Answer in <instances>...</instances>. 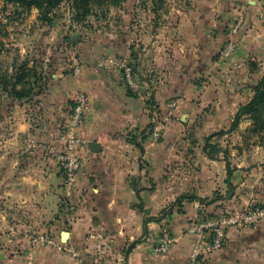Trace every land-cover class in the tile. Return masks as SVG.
I'll return each instance as SVG.
<instances>
[{"label":"crops","instance_id":"obj_1","mask_svg":"<svg viewBox=\"0 0 264 264\" xmlns=\"http://www.w3.org/2000/svg\"><path fill=\"white\" fill-rule=\"evenodd\" d=\"M221 1L169 0L170 52L164 57L169 65L160 70L164 79L156 88L136 79L131 93L123 71L97 67L93 51L85 50L79 73L61 68L53 75L38 117L14 109L15 102L0 105V127L4 121L8 126L0 137V264H26L28 258L38 264H77L70 248L79 250L87 264H196L199 259L203 262L198 264H264V220L251 226L239 219L225 225L223 248L194 255L196 243L204 241L190 232V225L201 210L220 205L218 200L206 205L178 202L184 211L172 223L174 243L165 253L156 250L169 231V219H160L159 213L180 193L169 184L171 167L181 158L173 153L179 139L198 151L189 158L198 161L197 175L189 177H196L191 186L199 196L229 191L224 199L233 202L234 193L245 192L255 175L249 164L238 162L236 149L230 147L228 159L223 152L211 157L205 139L184 136L189 129L209 135L229 127L253 95L252 86L234 87L231 78L264 50V0H245L250 7L241 5L236 12L227 3L223 9ZM235 19L239 27L232 30L237 27L233 23L229 30L227 24ZM230 40L236 42L235 51L228 58L218 57ZM95 47L104 48L105 55H131L124 41ZM79 94L89 103L77 130L84 140L85 165L68 196L56 154L65 145L64 127ZM150 97L169 108L159 139L152 137L157 112ZM211 143L223 146L225 141L215 138ZM262 147L246 159L264 162V154L258 156ZM256 168L258 174L264 171L260 163ZM36 238L44 241L34 243Z\"/></svg>","mask_w":264,"mask_h":264},{"label":"rangeland","instance_id":"obj_2","mask_svg":"<svg viewBox=\"0 0 264 264\" xmlns=\"http://www.w3.org/2000/svg\"><path fill=\"white\" fill-rule=\"evenodd\" d=\"M224 1H221L220 6L223 4L224 9V5L227 3V6L235 12L238 11L241 5L250 7V4L245 0ZM49 17L51 18L50 21L44 19L42 12L35 6H25L17 0H0V76L4 73L11 74L15 64L18 65L24 60H28L29 66L35 65L39 69V73L44 74L45 78L42 91L39 93L35 92L30 99L24 100L9 96L8 92L3 91L0 85V105L15 102L11 104L14 109L17 107L27 113L31 112L32 117H38L40 115L38 105L44 101V94L50 89L51 82L54 80L53 75L57 71L63 68L65 72H73L76 64L81 65L85 62L83 61L85 50L86 53L93 51L96 62L98 58L105 55V53H101L104 52V48L97 51L95 44H97L99 49L101 44L108 45L116 42H126L129 45V52H131L130 57H126L122 53H115L114 55L121 59H128L126 60L133 67L135 79L139 81L145 79L146 83H151V86H155V88L158 86L157 82L164 79L160 70L164 71L163 68L169 65V62L164 59L170 52L169 0H95L91 4V13L81 21H78L75 17L73 2L63 0L59 5L51 9ZM235 20L227 24L226 27L229 30L239 27L236 24H240V21ZM233 23L237 27H231ZM221 51L218 54L220 58L222 57ZM75 58L78 59L77 62ZM108 68L123 71L121 68ZM237 75H240L239 78H237ZM263 76L264 50L259 57L254 56L253 59L248 60L247 68L244 70L240 69L235 74V77L231 78V85L235 87V85L246 84L248 87L252 86L253 88L255 83ZM122 77L127 87L131 90L137 88V86L131 87L125 76L122 75ZM146 83H141L143 88H145ZM141 84H139L138 88H142ZM148 102H151V109L157 112L155 114L157 121L164 123L163 116L168 115L169 108L157 104L155 98L150 97ZM170 118L172 116L168 119ZM4 122L2 127H0L1 138L5 136L6 128H8ZM230 126L216 131L209 130V135H205V131L199 129H189L184 134V136L190 138L195 137L196 142L201 138L206 140L208 136L215 134L211 137V140L215 138L224 139L225 143L221 147V152L226 153L227 159L228 150L232 147V151H235L234 149L237 151L238 162L240 163V160H243L242 164H249V170L255 173L252 181L244 186L247 188L245 192H239V189H237L239 193H234L237 196L233 202L224 199V194L228 196L229 191H225L222 193L223 195H221V192H217L211 196L203 197L206 201L204 205H206L205 203L211 204L209 202L215 197H221V199L217 200L222 203L212 207L213 209H210L209 212L204 209L201 210L203 213L196 216L195 222H207L215 218L218 219V217H221V213L223 217L230 216L231 213L238 211L245 213L254 204L264 207V171L258 174L260 169L258 171L256 168L258 163L264 167V162H261V159L258 158L250 157L246 159L247 155H252L258 146H263L258 156L260 157L264 154V143L259 141L264 131L262 129L255 130L257 121L253 115L249 114L243 117L234 131H229ZM220 131H225L226 133L217 134ZM195 147L201 149V146H197V144ZM175 150H173L174 155L177 152L181 158L173 163L171 167L172 173L169 174V184L175 192L178 191L180 193L175 196L174 201L169 202L168 206L159 213L160 219H163V216L169 219V231L167 232L172 237H174L172 223L184 211L181 209L182 206L178 204L179 197L186 193L196 194L191 186V183L195 182L196 177H191L192 179H190L189 175H197L196 172L199 168L197 165L198 161H191L198 152L193 146L179 139L175 145ZM173 215L175 216L173 217ZM205 230L208 231V228H205ZM199 261L203 262L199 259L196 264Z\"/></svg>","mask_w":264,"mask_h":264},{"label":"built area","instance_id":"obj_3","mask_svg":"<svg viewBox=\"0 0 264 264\" xmlns=\"http://www.w3.org/2000/svg\"><path fill=\"white\" fill-rule=\"evenodd\" d=\"M236 49V42L230 40L226 43L222 50V57L228 58ZM76 61V60H75ZM76 63V62H75ZM97 65L99 67H115L121 68L124 71V76L131 87L137 85V80L134 77L133 67L126 59H121L115 55L107 54L101 56ZM81 71V65L76 64L75 73ZM176 105L171 103V107ZM89 108L88 98L85 94H79L75 99V104L70 117L64 127L63 138L65 145L62 150L56 154V160L65 178V194L71 196L77 183V177L83 172L85 160L83 158L84 140L78 133V128L83 124L87 110ZM169 116V114H168ZM152 137L159 139L162 134V124L157 120L151 128ZM243 221L247 225H253L261 220H264V207L260 205L252 206L249 211L242 213L235 212L233 216H226L223 219H213L207 222H194L190 225V232L200 236L204 241H198L195 245L194 255L198 256L202 251L219 250L222 248L227 232L226 226L237 220ZM208 228V231L205 230ZM43 239L36 238L34 243L43 242ZM102 243V242H101ZM174 243V238L165 232L157 243L156 250L165 253L169 251ZM71 255L75 258L77 264H87L81 252L75 248L69 249ZM26 264H38L33 258H28Z\"/></svg>","mask_w":264,"mask_h":264},{"label":"trees","instance_id":"obj_4","mask_svg":"<svg viewBox=\"0 0 264 264\" xmlns=\"http://www.w3.org/2000/svg\"><path fill=\"white\" fill-rule=\"evenodd\" d=\"M25 6H35L37 7L43 15V18L50 21L49 13L53 7L59 5L63 0H17ZM73 2V7L75 9V17L78 21L84 20L91 13V4L95 2V0H68ZM5 74V75H4ZM0 76V85L2 86V90L8 92L9 96H12L18 100L30 99L31 96L36 92L39 93L42 91L44 74L39 73V69L33 65L29 66L28 60H24L20 64H15L13 66V72L11 74L4 73ZM33 79V80H32ZM131 93L132 90H129ZM151 105V102H149ZM75 103H72L70 108V113L68 115L67 121L70 117V114L73 110V106ZM253 115L257 121V129H262L264 131V76L260 78L255 85L253 86V96L251 99L242 104L236 115L234 116L233 122L229 128V131H234L243 117L246 115ZM67 123V122H66ZM152 126V124H151ZM225 131H220L217 134H225ZM215 134L208 136L206 138L207 145L205 146V151L209 156H215L219 152H221V145L218 143H211V137ZM261 143H264V134L261 136L259 140ZM226 153H224L225 155ZM226 157V156H225ZM232 174V169L228 166V175ZM221 199V197H215L211 200L212 203L217 199ZM223 198V197H222ZM184 200L187 201H195L199 200L202 203L206 202L205 198L199 196L198 194H183L179 197L178 202H182ZM255 206L258 204H254ZM253 205V206H254ZM153 218L146 219L147 221ZM251 226V225H250ZM227 239V236H226ZM225 242L222 246L224 247ZM138 241H135L136 244Z\"/></svg>","mask_w":264,"mask_h":264},{"label":"water","instance_id":"obj_5","mask_svg":"<svg viewBox=\"0 0 264 264\" xmlns=\"http://www.w3.org/2000/svg\"><path fill=\"white\" fill-rule=\"evenodd\" d=\"M97 146H98V143H97V142H94V143L92 144L93 150H97ZM67 235H68V233H67V232H66V233H64V238H66V237H67Z\"/></svg>","mask_w":264,"mask_h":264}]
</instances>
